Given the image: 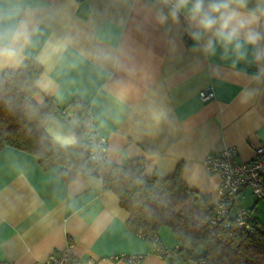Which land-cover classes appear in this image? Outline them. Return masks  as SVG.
<instances>
[{
    "label": "crops",
    "instance_id": "0c3cea01",
    "mask_svg": "<svg viewBox=\"0 0 264 264\" xmlns=\"http://www.w3.org/2000/svg\"><path fill=\"white\" fill-rule=\"evenodd\" d=\"M194 3L0 0V48L17 50L0 57V72L27 56L40 65L34 99L65 109L44 123L60 142L75 140L78 117L67 106L77 98L106 138V163L142 158L143 174L162 177L178 167L182 182L214 202L221 177L206 170L205 156L234 146L246 160L264 142V0H232L261 37L244 44L243 56L199 26ZM17 31L25 35L16 39ZM239 200L264 226V197L243 188ZM128 216L99 177L78 173L67 182L31 153L0 149V262L36 264L70 245L84 264H129L130 254L168 264L127 228ZM167 230H158L162 242L179 244Z\"/></svg>",
    "mask_w": 264,
    "mask_h": 264
},
{
    "label": "trees",
    "instance_id": "16d2710c",
    "mask_svg": "<svg viewBox=\"0 0 264 264\" xmlns=\"http://www.w3.org/2000/svg\"><path fill=\"white\" fill-rule=\"evenodd\" d=\"M40 72V65L28 56L16 69L0 72V149L10 146L31 153L43 169L58 167L67 182L78 173L99 177L128 212L126 226L135 234L140 230L158 234L165 226L183 254L201 257L204 264H264V226L254 219L251 232L211 226L213 202L182 182L178 167L165 177L145 175L144 160L134 158L122 165L102 162L89 173L94 167L86 140L91 130L89 109L77 98L68 104L78 117L72 143L49 134L45 121L65 109L51 98L41 103L34 99Z\"/></svg>",
    "mask_w": 264,
    "mask_h": 264
},
{
    "label": "built area",
    "instance_id": "2783aa9c",
    "mask_svg": "<svg viewBox=\"0 0 264 264\" xmlns=\"http://www.w3.org/2000/svg\"><path fill=\"white\" fill-rule=\"evenodd\" d=\"M171 1V0H168ZM203 100L209 99V91H201ZM66 111H62L65 114ZM88 143L89 160L93 168L89 173L97 171V166L107 160L106 138L96 129L86 135ZM204 165L208 172H216L221 180L218 185L217 199L213 202L215 208L209 219V224L224 229H238L251 232L254 222L249 210L240 203L239 193L243 188H249L256 198L264 197V142L256 145L253 155L249 159L239 158L238 150L234 146H228L218 152H210L204 158ZM139 237L148 240L153 252L168 264H204L201 257L188 256L180 251V244L169 246L162 242L157 233L147 234L145 231L136 233ZM70 245L60 252L50 254L46 260L36 264H84L85 261L72 255ZM129 264H140L142 255L130 254L125 256ZM90 262L91 259H87ZM0 264H8L0 262Z\"/></svg>",
    "mask_w": 264,
    "mask_h": 264
},
{
    "label": "clouds",
    "instance_id": "9594fccd",
    "mask_svg": "<svg viewBox=\"0 0 264 264\" xmlns=\"http://www.w3.org/2000/svg\"><path fill=\"white\" fill-rule=\"evenodd\" d=\"M237 2L240 5L244 4V0H237ZM186 3L187 0H180L181 5ZM231 3L232 0H214L206 9L204 0H195L190 12L193 19L199 18V26L204 31H214L215 37L224 45L225 49L228 45L234 44L235 50L243 56L244 53L240 50L244 44L254 45L261 37L251 27L252 21L232 8ZM24 35V32L17 31L15 38L20 39ZM208 49L211 52L215 51L211 41H209ZM16 54L15 48H0V57H14Z\"/></svg>",
    "mask_w": 264,
    "mask_h": 264
},
{
    "label": "rangeland",
    "instance_id": "374dc122",
    "mask_svg": "<svg viewBox=\"0 0 264 264\" xmlns=\"http://www.w3.org/2000/svg\"><path fill=\"white\" fill-rule=\"evenodd\" d=\"M106 143H107V141H106ZM160 229H162L163 234L166 235V232H165V231H168V230H167L168 228L162 226ZM160 229H159V230H160ZM168 232H169V231H168ZM167 235H168V234H167Z\"/></svg>",
    "mask_w": 264,
    "mask_h": 264
}]
</instances>
